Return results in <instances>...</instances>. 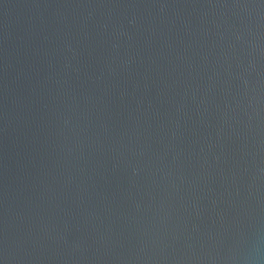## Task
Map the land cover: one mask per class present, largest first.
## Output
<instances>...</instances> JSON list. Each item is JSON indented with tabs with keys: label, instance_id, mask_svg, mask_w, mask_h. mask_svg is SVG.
Masks as SVG:
<instances>
[{
	"label": "water",
	"instance_id": "1",
	"mask_svg": "<svg viewBox=\"0 0 264 264\" xmlns=\"http://www.w3.org/2000/svg\"><path fill=\"white\" fill-rule=\"evenodd\" d=\"M0 264H264V0H0Z\"/></svg>",
	"mask_w": 264,
	"mask_h": 264
}]
</instances>
